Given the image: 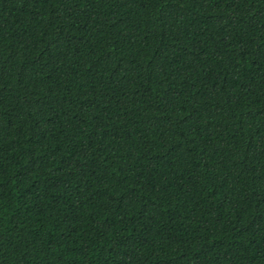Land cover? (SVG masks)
I'll return each mask as SVG.
<instances>
[{
    "label": "trees",
    "instance_id": "16d2710c",
    "mask_svg": "<svg viewBox=\"0 0 264 264\" xmlns=\"http://www.w3.org/2000/svg\"><path fill=\"white\" fill-rule=\"evenodd\" d=\"M0 264H264V0H0Z\"/></svg>",
    "mask_w": 264,
    "mask_h": 264
}]
</instances>
